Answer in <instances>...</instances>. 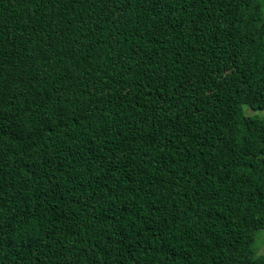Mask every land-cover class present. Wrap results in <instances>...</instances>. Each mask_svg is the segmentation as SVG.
I'll return each mask as SVG.
<instances>
[{
    "label": "trees",
    "instance_id": "obj_1",
    "mask_svg": "<svg viewBox=\"0 0 264 264\" xmlns=\"http://www.w3.org/2000/svg\"><path fill=\"white\" fill-rule=\"evenodd\" d=\"M263 228L264 0H0V264H264Z\"/></svg>",
    "mask_w": 264,
    "mask_h": 264
},
{
    "label": "rangeland",
    "instance_id": "obj_2",
    "mask_svg": "<svg viewBox=\"0 0 264 264\" xmlns=\"http://www.w3.org/2000/svg\"><path fill=\"white\" fill-rule=\"evenodd\" d=\"M245 111L247 113H253V110L250 109L248 106L245 107ZM256 246H257V250L259 252H264V228L260 230L257 238H256Z\"/></svg>",
    "mask_w": 264,
    "mask_h": 264
}]
</instances>
